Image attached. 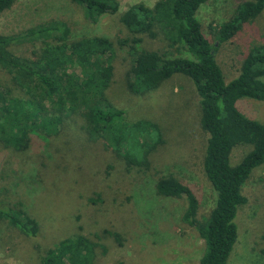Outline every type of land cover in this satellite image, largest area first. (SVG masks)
Returning <instances> with one entry per match:
<instances>
[{
	"label": "trees",
	"instance_id": "trees-1",
	"mask_svg": "<svg viewBox=\"0 0 264 264\" xmlns=\"http://www.w3.org/2000/svg\"><path fill=\"white\" fill-rule=\"evenodd\" d=\"M15 1L0 0V14ZM71 1L91 22L102 14L120 17L117 44L130 63L122 77L131 93L143 94L150 83L173 75L192 83L200 127L207 134L202 169L214 190V205L199 216L193 189L172 172L156 176L154 185L159 194L185 196L181 222L204 243L197 264H225L238 237L235 217L246 202L242 186L264 164V121L246 115L237 102L264 101V42L248 47L238 74L229 81L216 51L264 12V0H241L229 19L209 26L213 41L207 40L196 16L207 0L137 2L123 12L117 0ZM29 44L40 46L27 56L14 51ZM112 55L107 38L82 34L72 39L69 25L61 19L0 32V147L27 149L33 138L59 135L66 119L74 122L79 117L78 128L87 140L124 165L149 172L151 155L164 144L161 129L147 119L128 121L125 109L111 103L108 90L117 66ZM239 145L250 149L232 164L231 152ZM0 217L35 238L39 264H94L106 239L116 237V232L101 229L53 239L33 229L36 220L25 210L0 207ZM261 252L264 255V248Z\"/></svg>",
	"mask_w": 264,
	"mask_h": 264
},
{
	"label": "rangeland",
	"instance_id": "rangeland-1",
	"mask_svg": "<svg viewBox=\"0 0 264 264\" xmlns=\"http://www.w3.org/2000/svg\"><path fill=\"white\" fill-rule=\"evenodd\" d=\"M117 1L123 12L130 4L152 5L156 0ZM240 1L207 0L198 8L196 16L208 41H213L209 26L229 19ZM51 19L64 20L72 39L82 34L108 39L117 65L108 98L125 109L128 121L155 123L164 144L151 155L152 169L141 173L87 140L78 128L81 118L66 119L59 135L35 137L27 149L0 147V207L25 210L36 220L33 229L53 239L101 229L116 232V237L106 239L94 264H197L204 243L181 222L185 196L159 194L154 185L156 176L172 172L193 189L199 216L214 205L215 193L202 169L207 134L200 127L192 83L173 75L150 83L143 94L131 93L122 77L130 63L117 44V31L123 26L120 17L102 14L91 22L71 0H16L0 14V32H18ZM259 42H264V12L217 48L216 59L226 81L238 74L248 47ZM39 46L21 45L14 51L27 56ZM237 102L246 115L264 121V101L241 98ZM249 149V145L234 147L231 163ZM242 194L246 202L235 217L238 237L225 264H264V164L252 171ZM5 219H0V264H39L35 238Z\"/></svg>",
	"mask_w": 264,
	"mask_h": 264
}]
</instances>
